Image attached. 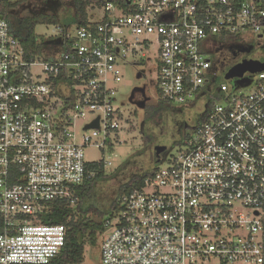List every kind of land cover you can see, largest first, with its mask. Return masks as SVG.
<instances>
[{
  "label": "built area",
  "instance_id": "1",
  "mask_svg": "<svg viewBox=\"0 0 264 264\" xmlns=\"http://www.w3.org/2000/svg\"><path fill=\"white\" fill-rule=\"evenodd\" d=\"M127 5L106 2L52 58L29 59L0 17V264H48L61 252L68 228L40 215L75 204L73 187L94 176L87 148L119 141L129 124L113 106L120 64L151 51L158 100L201 99L204 119L94 230L101 264H264V70L234 87L240 78L225 80L211 58L234 43L215 37L264 36V0Z\"/></svg>",
  "mask_w": 264,
  "mask_h": 264
},
{
  "label": "rangeland",
  "instance_id": "2",
  "mask_svg": "<svg viewBox=\"0 0 264 264\" xmlns=\"http://www.w3.org/2000/svg\"><path fill=\"white\" fill-rule=\"evenodd\" d=\"M11 2L20 0H9ZM106 1V0H103ZM50 11L59 20L70 17L73 12L72 0H27L22 4L17 15H29L37 12ZM88 15L98 20L102 14V7L91 4L87 9ZM59 27L38 25L35 33L39 38L48 39L57 35ZM74 30V27L70 31ZM240 49L234 48L233 53L223 52L212 54L226 68L238 64L241 60L264 61V36L258 38L251 35L247 38L236 39ZM63 46L53 49L54 56L63 51ZM153 51L147 53L144 61L136 65L120 64L121 82L115 87L114 107L121 110L127 117L129 124L123 126L119 132V141L111 147L85 150V159L90 163L99 160L111 162V166L104 167L105 178L99 181L84 206L91 204L101 211H106L110 203L116 198L119 187L134 176L151 171L155 164L154 148L166 146L165 155L174 154L183 141V134H190L198 119L202 116V100L197 99L186 104L160 103L156 91V70L154 69ZM52 58V57H47ZM233 81H229L232 83ZM152 107L154 112L149 118L144 117L145 108ZM87 120V119H86ZM83 121H77L82 124ZM125 125V124H124ZM94 221H99L93 214L89 215ZM264 221V213L262 215ZM94 246L85 240L84 261L81 264H101L100 238L94 231Z\"/></svg>",
  "mask_w": 264,
  "mask_h": 264
},
{
  "label": "trees",
  "instance_id": "3",
  "mask_svg": "<svg viewBox=\"0 0 264 264\" xmlns=\"http://www.w3.org/2000/svg\"><path fill=\"white\" fill-rule=\"evenodd\" d=\"M26 1L11 2L9 0H0V17L8 22L11 34L19 40L26 56L29 59H33L35 57H48L57 46L64 45L63 49L64 47L66 48V35L70 29L72 27L88 26L94 20L87 12L91 4H96L103 8L106 2H111L120 8H127V3L130 0H72V15L64 20H59L57 15L50 11L37 12L26 16L17 15L18 11L21 10L22 4ZM38 25L56 26L59 27V32L54 37L42 39L35 33V28ZM92 26L95 25L92 24ZM225 39L235 43L234 36L215 37L213 40L222 41ZM159 102L162 104L166 103L160 100ZM210 105V102L207 103V108ZM153 112L154 109L152 107H146L144 117L146 119L149 118ZM203 119L204 115L198 119L196 125L200 124ZM87 167L94 173V176L85 178L82 184L73 187L74 197L76 198L75 204L68 206L66 202L56 203L50 212L40 215L42 223L62 224L68 228L65 244L61 252L48 264H81L84 261L85 240L87 239L94 246L93 231L101 227L107 217L111 216L113 212L119 211L118 203L122 195L139 189L143 185L144 179L155 166L151 171L134 176L122 184L118 189L116 198L110 203L106 211H101L91 204L84 206V202L90 197L96 184L105 178L102 162L94 163ZM90 214L98 217L99 221L92 220L89 216Z\"/></svg>",
  "mask_w": 264,
  "mask_h": 264
},
{
  "label": "water",
  "instance_id": "4",
  "mask_svg": "<svg viewBox=\"0 0 264 264\" xmlns=\"http://www.w3.org/2000/svg\"><path fill=\"white\" fill-rule=\"evenodd\" d=\"M264 70V63H259L257 61H246L245 59L241 60L240 63L232 66L224 75L225 80H230L232 78H240V80L236 81L234 83V87L237 86H242L243 84L247 83L246 79H241L242 75L245 72L249 73H255V72H260ZM97 121L95 120L93 124L90 126H87L86 129L88 128H93L97 127ZM168 151V148L166 146H157L154 148V161L155 164H158L162 161L163 156L165 153Z\"/></svg>",
  "mask_w": 264,
  "mask_h": 264
},
{
  "label": "flooded vegetation",
  "instance_id": "5",
  "mask_svg": "<svg viewBox=\"0 0 264 264\" xmlns=\"http://www.w3.org/2000/svg\"><path fill=\"white\" fill-rule=\"evenodd\" d=\"M240 46H243V45H238V44H235V43H220L218 45H216L213 50H214V54L217 55L219 53H223V52H229V53H233L232 55L235 56V52H234V48H238V51L240 49ZM236 48V49H237ZM242 51V49H240ZM239 51V52H241ZM217 61V60H216ZM217 63L219 64V66L221 67L222 71L227 72L230 68L226 69L221 63H220V60L219 62L217 61ZM195 126V125H194ZM186 135L188 134H183V137H185Z\"/></svg>",
  "mask_w": 264,
  "mask_h": 264
}]
</instances>
